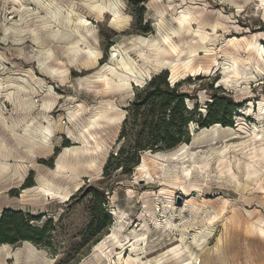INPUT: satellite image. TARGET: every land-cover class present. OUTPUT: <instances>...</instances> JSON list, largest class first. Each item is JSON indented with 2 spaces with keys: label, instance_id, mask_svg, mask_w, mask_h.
<instances>
[{
  "label": "rangeland",
  "instance_id": "1",
  "mask_svg": "<svg viewBox=\"0 0 264 264\" xmlns=\"http://www.w3.org/2000/svg\"><path fill=\"white\" fill-rule=\"evenodd\" d=\"M166 36L184 50L174 72L148 47ZM259 47L264 0H0V216L46 228L38 244L0 243V264H264ZM121 58L135 80L119 87ZM244 68L247 80L234 77ZM156 76L187 95L193 121L175 147L133 157L149 135L128 110ZM209 115L221 128L198 127ZM60 157L77 174H55Z\"/></svg>",
  "mask_w": 264,
  "mask_h": 264
},
{
  "label": "trees",
  "instance_id": "2",
  "mask_svg": "<svg viewBox=\"0 0 264 264\" xmlns=\"http://www.w3.org/2000/svg\"><path fill=\"white\" fill-rule=\"evenodd\" d=\"M161 77H153L142 88L141 92L137 94L136 101L132 103L131 109L128 110L127 117L132 112L131 117L134 120V124H139V121H141L142 128L146 127L149 135V141H147L146 147L138 143L132 155L133 157L141 150H160L175 147L178 143L177 138L184 131L187 132L186 128L189 122L193 121L191 112L193 110H188L184 104L187 95L180 93L175 87L169 88L166 81H164V77V80ZM213 97L217 103L218 97ZM141 108H144V112H140ZM123 123L124 127L120 139L125 137L127 118ZM218 123H223V121H217L213 115H209L202 118V122L200 120L198 121V127L205 129L213 124L219 125ZM123 152L124 150L120 148L111 158L114 159ZM120 159L122 158L120 157ZM122 162L124 163L125 161L122 159ZM121 164V161L118 160L115 166L117 168H123L127 165ZM108 168L106 165L104 170L107 171ZM91 190L95 193L98 192L94 189ZM28 220H32L31 217H28ZM45 231L46 228H37L28 225L23 218L22 212L6 210L0 216V243H13L15 236L20 234V239L30 240L32 243L38 244L45 238Z\"/></svg>",
  "mask_w": 264,
  "mask_h": 264
},
{
  "label": "bare ground",
  "instance_id": "3",
  "mask_svg": "<svg viewBox=\"0 0 264 264\" xmlns=\"http://www.w3.org/2000/svg\"><path fill=\"white\" fill-rule=\"evenodd\" d=\"M97 8L99 10H102L103 8L101 6H97ZM116 15V14H114ZM187 15V14H186ZM183 16V15H182ZM189 17V16H188ZM189 19V18H188ZM115 20L117 21L118 20V17H115ZM178 20V24H179V29L182 30V31H185L186 33H189L191 30L186 28V23L188 22V20L186 19L185 16H183L182 18L180 19H177ZM115 21V22H116ZM82 22V21H81ZM191 22V21H190ZM188 24V23H187ZM88 32V31H87ZM180 34V33H179ZM199 34V33H198ZM57 35V34H56ZM200 35V34H199ZM198 35V36H199ZM59 36V35H58ZM203 37V36H201ZM69 38V37H68ZM149 45L148 47L150 48V53H151V57L153 58V62L155 64L156 67H168L171 69V72H174L177 70L178 68V64H174V62L170 61L169 58L171 57H175L176 59L178 57H180L181 53H184V50L180 48V44L177 43V41L174 40V38H171L170 36H166L164 38L161 39V41H156V40H150L149 42ZM162 43V44H161ZM232 44V43H231ZM206 51V54L208 53L207 50ZM195 50H192L191 52H187V53H194ZM257 52H259L260 54V57L264 60V49L259 47V49H257ZM89 53V52H88ZM121 55V54H120ZM119 55V56H120ZM208 55V54H207ZM120 62H122V65L125 66V70H124V74L122 73V75L120 76H117L118 77V80L119 82L117 83V86H122V85H125L128 83V79H134V72L128 67L127 63L125 62V60L123 58L120 59ZM191 61H183L181 62L180 66L182 67L183 70L187 71V72H193L192 68H191ZM235 62V61H234ZM246 69L247 68H244L243 70L241 71H238L236 69H233L232 70V74L234 75V77H241L242 79H246L247 78V74H246ZM199 71V70H198ZM228 71V68H225L224 69V73ZM249 72V71H248ZM54 73V71H53ZM101 78V77H100ZM103 78V77H102ZM223 81H226L228 80V77L225 75L223 76L222 78ZM247 80V79H246ZM117 115V114H116ZM125 116V113L122 112L120 113L119 115H117L116 117L114 118H111L109 116H107L104 112L103 113H100V114H97L95 117L97 119H103V120H108V121H111V120H115V121H120L124 118ZM93 124H97L96 120L91 123H89L86 127H90L92 126ZM217 128H221L220 125H213L210 127L211 130H214V129H217ZM229 130H231V128H228ZM202 130V129H201ZM204 131H207V129H203ZM197 135V134H196ZM80 138V137H79ZM258 138V137H257ZM195 139V138H194ZM78 140V139H77ZM251 142V141H250ZM82 143H85L82 141ZM98 149V148H97ZM260 150V149H259ZM93 151H96L95 148L93 149ZM260 151H263V150H260ZM90 152V149L85 147L83 148H76V149H73L71 150V153H73L75 156H78L79 154L80 155H87L89 154ZM92 152V151H91ZM251 158H255V156H251ZM250 161V160H249ZM262 161L264 162V157L262 158ZM261 161V162H262ZM95 164L94 161H89L87 163V167L91 168L93 165ZM250 164L251 162H248L246 165H247V168L250 167ZM76 166H79L78 164ZM76 166L72 165V164H69L67 162H65L63 160L62 157L59 158L58 162H57V171L55 174H58L60 173L61 171H68L70 173H73L75 174L77 172V169H76ZM246 167V166H245ZM8 170V167L2 163H0V172H3V171H7ZM231 170V168H230ZM68 173V174H70ZM65 174V173H64ZM77 174V173H76ZM176 175V174H175ZM246 175H247V181L249 180L250 181V177L251 178H257L259 176V170H253V172H250L249 170H247L246 172ZM68 176V175H67ZM77 178V177H76ZM74 178V179H76ZM68 179H71L73 180L72 178L68 177ZM246 179V178H245ZM76 187L78 188V185H76ZM60 190V189H59ZM61 191V190H60ZM59 193V192H58ZM68 194H65V197H67ZM261 231V233H264V231L262 229H259ZM32 251L30 250V253L28 255V258L27 259H31L32 258ZM183 262V261H182Z\"/></svg>",
  "mask_w": 264,
  "mask_h": 264
}]
</instances>
